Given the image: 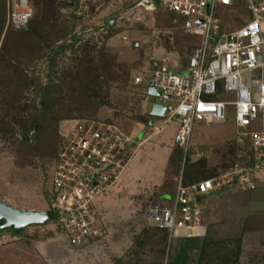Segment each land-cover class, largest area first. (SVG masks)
<instances>
[{
    "label": "rangeland",
    "instance_id": "rangeland-1",
    "mask_svg": "<svg viewBox=\"0 0 264 264\" xmlns=\"http://www.w3.org/2000/svg\"><path fill=\"white\" fill-rule=\"evenodd\" d=\"M29 1L32 3V24L37 33H23L22 29L5 25L4 21L0 27V44H5L9 52L15 53L12 49L17 48L18 56L32 54L31 59L20 57L22 61H18L30 75L31 83L24 84L19 74H13L14 69L0 62V200L20 209H42L46 208L50 187V155L56 139L59 142L62 137L60 131L65 134L69 131L67 119H112L130 133L136 120L145 119L144 105L148 95L149 101L160 99L154 93L146 96L148 69L153 60L168 54L183 62L191 43H195L199 35L185 33L180 14L164 9L158 0H154L152 8L146 3L138 4L139 0ZM4 10L5 0H0L2 19ZM217 12L225 29L248 17V12L242 8L237 11L218 8ZM74 31L79 37L73 43L65 44L55 55L48 75L47 55L33 58L35 53H48L50 45L68 41ZM8 36L13 38V44L9 43ZM47 37H52L53 43L50 44ZM168 65L173 68L172 64ZM136 74L144 76L142 83H134ZM49 78L52 88L44 103L45 118H38L40 127H30L22 142V131L33 125L32 118L41 108L39 85ZM94 81L98 84L96 93L86 98L82 90ZM152 116L157 118L156 124L141 126L140 136L148 139L163 137L164 145L170 146L167 160L161 169V162L155 158L159 159L162 154L156 152L159 150L156 146L148 145L152 140L141 144L138 151L134 146L130 148L128 164L116 184L93 199L96 214L106 226L102 238L85 245H69L67 235L58 229L60 226L55 219L31 223L18 232L8 227L0 228V264H164L167 251L175 254L178 242L185 236L169 237L168 231L165 234L158 229L146 211L152 203L170 204L168 195H162L167 200L164 202L155 196L160 189L171 188L172 182L184 174L189 162L185 157L181 163L183 149L173 143L174 120H168L161 129L163 116ZM226 118L223 126L215 120H199L192 126L191 139L199 125L207 123L210 130L197 141H191L194 145L189 142L188 155L194 153L196 142L203 143L205 138L219 144L213 150L217 152L215 165H205V158L200 155L195 161L197 164L189 168L191 180L212 175L217 168L242 159V147L229 139L220 140L228 134L227 125L232 122L230 114ZM8 122L12 129L6 132L4 128ZM167 150L161 149V152L166 155ZM233 189L237 190L236 187ZM211 225L207 223L203 235L213 241L203 248L198 264H264V217L260 212L251 209L246 220L241 218L239 227H233L229 235L225 234L229 233L225 226ZM239 232L245 234L241 236ZM164 234L165 240H162ZM215 240H219L218 243ZM238 242L240 249L235 254ZM219 253H227V259L220 258ZM188 262L195 263L193 255Z\"/></svg>",
    "mask_w": 264,
    "mask_h": 264
},
{
    "label": "built area",
    "instance_id": "built-area-1",
    "mask_svg": "<svg viewBox=\"0 0 264 264\" xmlns=\"http://www.w3.org/2000/svg\"><path fill=\"white\" fill-rule=\"evenodd\" d=\"M167 10L181 16L182 30L198 34L185 60V73L153 60L148 69L149 85L160 97L163 121L172 117L176 127L173 143L188 155L191 128L199 120H224L231 115L236 139L243 146L244 160L236 159L210 176L183 183L178 177L169 205L149 204L147 216L169 237L196 236L206 232L201 219L202 197L213 190L234 186L252 189L264 170V0H158ZM150 8L154 0H139ZM158 4V5H159ZM218 8L248 17L225 29ZM29 0H6L5 25H25L31 16ZM144 76L136 74L134 83ZM68 133L60 130L57 155L49 163L48 205L60 211L55 218L72 246L102 238L93 199L117 181L129 159L134 137L115 123L91 118H70ZM63 128H66L63 126Z\"/></svg>",
    "mask_w": 264,
    "mask_h": 264
},
{
    "label": "crops",
    "instance_id": "crops-1",
    "mask_svg": "<svg viewBox=\"0 0 264 264\" xmlns=\"http://www.w3.org/2000/svg\"><path fill=\"white\" fill-rule=\"evenodd\" d=\"M160 59L162 61H165V63L172 64L174 69H176L182 73H185V69H183L182 66L180 65L181 62L174 60L168 54H166L164 56L157 57L156 59H154V61L160 60ZM153 90L154 89H151V90L148 89L146 96L149 93H153L154 92ZM150 102L151 101H149V95H148V100H145V105H144L147 113H149ZM147 113L144 114L145 120H142V121L136 120L135 121V124L133 126V131L130 132L131 134L128 132H126V133H128L134 137L133 146L135 147V149L137 151H138V148L141 147V144L146 143L149 140H152L153 142H151V143L148 142V145H150V146L153 145V146H156L157 148H159L160 151L157 150L156 152H159V154L161 153L162 156H160L159 159L155 158V160H159L161 162L160 168L162 169V165H164L163 163L167 160V156L169 154L170 146L168 147V146H165L166 144L164 145L163 137H157L155 139H148V137H146V136H140V133H141L140 131L143 130L142 127H147V125H149L150 123L156 124V121H157V118L153 117L152 114L149 113L150 115H148ZM156 116H159V115H156ZM151 119H153V120H151ZM170 119H172V117L169 118L168 120H170ZM226 119L227 118H225L224 120H221V121H217V123H220L219 126H223L222 124L227 122V121H225ZM168 120H166V121L162 120L163 124L161 126V129H163V127L166 125V122H168ZM172 120H174L175 127H176L175 119H172ZM231 121H232L231 124H229V125L226 124L227 129L229 130V131L227 130L228 134L226 136L222 137L220 140L225 141L226 139H229L236 146H240L243 149V146L240 145V142L236 139L235 126H234L232 118H231ZM159 124H157V125L159 126ZM196 124L197 123H194L193 125H196ZM137 125L139 126L138 127L139 129L136 127ZM209 126L210 125H208L206 123L204 125H199L198 129H194L193 138L191 139V135L189 136L188 144H189V142L192 143L191 141L194 142V139H196L195 141H197L198 138L202 137L203 133H208V130H210V129H208ZM174 131H175V128H174ZM174 131H173V133H174ZM171 137H173V135ZM192 144L194 145V143H192ZM216 144H219V143H216L213 140H209V138L208 139L205 138V140H203V143L198 144L196 142L194 149H193L194 153H190L187 157L188 162L189 163L195 162L196 160L199 159L200 155L203 154V156L205 158L204 159L205 165L206 164L215 165V163L213 161L216 160L215 156H216L217 152H215L213 150H214ZM161 149L162 150L168 149L167 150L168 153H166V155H165V152L162 153ZM237 151L239 152L240 150L237 149ZM153 153H155V152H153ZM178 160L179 159L177 158L176 163ZM211 162H213V163H211ZM125 167H126V165L124 166L123 170L125 169ZM260 172L257 174V177H256V183L257 184L252 189H244V190L237 189V190H235V189H233L234 186H228V187H222L220 189H216V190L208 192L204 196V199H203V206H202V213H201V219H203V222L206 225H207V223H210V225L215 224L216 226H217V224L218 225L221 224V225L225 226V229L229 232V233L225 232V234L229 235L230 232H232L233 227H236V226L239 227V222H240L241 218H243V219L245 218V220H246V215H248V213L251 209L256 213L260 212L262 214V217H264V170H262L261 173ZM156 183L159 185L160 179L157 180ZM156 183H154V184L156 185ZM174 184L175 183L172 182V187L168 188L166 190H162V189H160V186L158 187V185H156L160 189V191L155 197L159 201L164 202L167 200L162 195H168L169 200H170L172 193H173ZM205 220H207V221H205ZM211 227H212V225H211ZM244 234H245L244 232H239V235H241V236Z\"/></svg>",
    "mask_w": 264,
    "mask_h": 264
},
{
    "label": "trees",
    "instance_id": "trees-1",
    "mask_svg": "<svg viewBox=\"0 0 264 264\" xmlns=\"http://www.w3.org/2000/svg\"><path fill=\"white\" fill-rule=\"evenodd\" d=\"M5 3H6V0H5ZM5 12H6L5 10H4V12H2L3 13V19L1 17V13H0V27H1L2 21H4V19H5ZM32 20L33 19H32V13H31V16L28 18V20L25 23V25L18 26V27H15V28L13 27V28L15 30L22 29L23 33L25 32L27 34H31V33H34V32L37 33V31L35 29V26H33V24H32ZM10 33H12V31ZM12 35L13 34H11V36ZM16 35L14 37L15 40H16ZM10 37L8 36V40L11 39L9 43L13 44L14 43L13 38H10ZM78 37H79V34L74 31L70 35V39L68 41H66V42L62 41V43H55L54 45H50L51 43H53V38L52 37H50V38L47 37L49 39V41H50L49 42L50 43L49 44L50 45V49H49L48 53L46 51H42V52L40 51V52L35 53V56L33 58H35L37 56L39 57L42 54L43 55H47L48 62L46 64V66H47L46 73L48 75H50L49 69H51V66L54 63L55 55L59 51H61L63 49L65 44L73 43L74 41L77 40ZM0 45H1L0 46V62H5L6 63L5 66L6 67H8V68H10L12 70L14 69L13 70V74L14 75H18L19 74V76L21 78H23L22 80H23L24 84L31 83L32 79L30 78V75H28L25 72V69H24L23 65L20 64L19 62L22 61L21 58L23 60L31 59L32 58V54H29V55L28 54L27 55L24 54V55L18 56V54H17L18 53V49L17 48L16 49H12V50H15V53H16L15 54L13 52H9V49L5 48V44H3V45L0 44ZM5 49H6V51H5ZM13 60H14V62H16V61L17 62L14 63ZM16 72H17V74H16ZM58 85H60V84H58ZM97 85L98 84L96 83V81H94L92 84L91 83L88 84L87 85L88 87L86 89L82 90V93H86V94H84V96L86 95L87 96L86 98H88V97H91L94 93H96ZM39 86H40V88H39L40 89L39 101H40V107L41 108H39V110L35 113L34 117L32 118L33 125L32 126L28 125L22 131V135L20 136V137H22L21 138L22 142H23V140H26V138H27L26 132L28 131V129L30 127L36 129L37 125H39V127H40V124L37 123V120H38V118H40V117L42 118V117L45 116V111H44V105L45 104L44 103H46V99H47L49 90H50V88H52L51 87L52 86V80L49 78V80L46 83H44L43 85H39ZM35 91H36V89H35ZM81 99H83L82 95H81ZM6 107H7V105H6ZM7 108H10V107H7ZM89 115H92V114H89ZM148 115H150V114L148 113ZM80 118H86V117H80ZM105 121H110L112 123H115L112 119H107ZM2 123H4V122H2ZM5 125H6V127L4 128V130L6 132H8V131H10L12 129V125L9 122L7 124H5ZM57 143H58V140L56 139V142L53 145L54 149H53L52 153L50 152L51 153L50 159L55 158L56 155H57V149H58L57 148ZM241 160H244L243 156H242ZM200 161L203 162L202 159H200ZM196 164H197V162L196 163L195 162L188 163V166H186L184 174L182 173V175H181L182 176L181 180H182L183 183H186V182H189V181H193V180H191V170L189 168H192V166H195ZM226 167L227 166L222 167L221 169H224ZM206 176H210V175L209 174L202 175V177H200L199 179H201L203 177H206ZM196 180H198V179H196ZM157 228L160 229L161 231H164L165 234L167 233L166 229L161 228V227H157ZM58 229H60V227H58ZM165 234L161 236L162 240H165ZM212 241L213 240L209 239L208 236H206V235H203V236L202 235H200V236H198V235H196V236H185L182 240H180V242H178L180 244H179V247H178L177 251L175 252V254H173V252L168 253V251H167V253H166L167 258H166V261L164 262V264H190L191 262L189 261L190 262L189 263L188 259L191 258V255L194 256V259H195V263L194 264H198V262L200 261L201 253L203 252V248H206V245H210L212 243ZM216 241L218 243L219 240H215V242ZM160 248H161V253H162L164 251V246L160 247ZM210 248H212V247H210ZM239 249H240V243L238 242L237 244H235L234 253L237 254ZM221 253H219L220 254V258H222L223 260L227 259V257H228L227 253L228 252L226 254H224V255H221Z\"/></svg>",
    "mask_w": 264,
    "mask_h": 264
},
{
    "label": "water",
    "instance_id": "water-1",
    "mask_svg": "<svg viewBox=\"0 0 264 264\" xmlns=\"http://www.w3.org/2000/svg\"><path fill=\"white\" fill-rule=\"evenodd\" d=\"M151 90V87H148ZM154 94L156 92H153ZM164 105L162 102L153 100L150 102L149 113L152 115H162ZM60 211H55L49 205L42 209H28L13 206L4 200H0V228H14V232L31 223H43L47 219L58 217Z\"/></svg>",
    "mask_w": 264,
    "mask_h": 264
},
{
    "label": "clouds",
    "instance_id": "clouds-1",
    "mask_svg": "<svg viewBox=\"0 0 264 264\" xmlns=\"http://www.w3.org/2000/svg\"><path fill=\"white\" fill-rule=\"evenodd\" d=\"M133 144H134V142H132L131 147H133ZM129 152H130V151H129ZM127 163H128V161H127ZM125 165H127V164H125ZM121 172H122V171H121ZM179 177L181 178V176H179ZM176 179H177V178H176ZM175 182H176V180H175ZM175 182H174V183H175ZM115 183H116V182H115ZM115 183H114V184H115ZM46 200H47V199H46ZM47 205H48V203H47ZM47 205H46V207H47ZM53 219H55V218H53ZM47 220H49V219H47ZM199 236H200V235H199Z\"/></svg>",
    "mask_w": 264,
    "mask_h": 264
},
{
    "label": "flooded vegetation",
    "instance_id": "flooded-vegetation-1",
    "mask_svg": "<svg viewBox=\"0 0 264 264\" xmlns=\"http://www.w3.org/2000/svg\"><path fill=\"white\" fill-rule=\"evenodd\" d=\"M12 230H14V228H12ZM22 230V229H21Z\"/></svg>",
    "mask_w": 264,
    "mask_h": 264
}]
</instances>
